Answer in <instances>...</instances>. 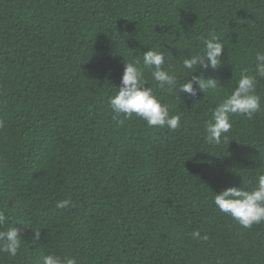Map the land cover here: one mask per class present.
I'll return each instance as SVG.
<instances>
[{"label": "trees", "instance_id": "obj_1", "mask_svg": "<svg viewBox=\"0 0 264 264\" xmlns=\"http://www.w3.org/2000/svg\"><path fill=\"white\" fill-rule=\"evenodd\" d=\"M211 35L224 45L221 64L193 74L216 86L180 93L191 79L183 61L203 55ZM149 49L164 52L176 91L143 66ZM257 52L264 0H0V231L14 226L21 237L0 264H42L52 253L77 264H264V222L245 228L213 202L264 174ZM136 61L180 116L177 129L112 111L124 62ZM245 72L260 110L230 115L227 139L210 144L212 112Z\"/></svg>", "mask_w": 264, "mask_h": 264}, {"label": "clouds", "instance_id": "obj_2", "mask_svg": "<svg viewBox=\"0 0 264 264\" xmlns=\"http://www.w3.org/2000/svg\"><path fill=\"white\" fill-rule=\"evenodd\" d=\"M205 51L203 55H194L183 61V68L189 70L191 79L179 85L178 91L189 96H196L208 88H214L217 81L206 79L203 75H194L197 66L204 70L209 67L216 68L221 64V54L224 45L217 36L211 35L204 40ZM256 73L264 77V52L256 53ZM140 62H124V71L121 83L115 95L109 98V105L116 114H124L126 118L133 114L146 121L150 127H167L175 130L180 126V116L170 115L166 104L154 94L153 89L145 79L143 70L138 67ZM165 56L163 51L149 49L144 52L143 66L153 69L151 75L161 88L167 86L169 92L177 90V78L164 70ZM194 84L196 85L194 87ZM260 110V96L256 93V77L242 73L236 87L230 95L212 112V118L206 125L207 140L210 144H220L222 137L227 139L226 133L232 128L230 115L240 114L251 118ZM3 122L0 121V127ZM215 206L220 212L230 215L235 221L245 228L253 224L264 222V174L257 179L256 185L251 190L241 186H229L215 193ZM69 204L68 200L57 202V207ZM7 222V217L0 212V226ZM196 240L208 239L207 234L201 235L199 231L191 233ZM34 239H40V231H35ZM21 237L16 227H9L0 231V252L15 256L20 248ZM42 264H77L73 257H61L55 253L45 255Z\"/></svg>", "mask_w": 264, "mask_h": 264}]
</instances>
